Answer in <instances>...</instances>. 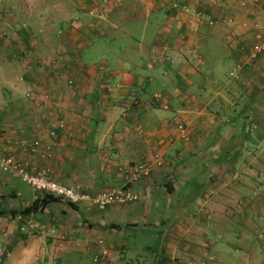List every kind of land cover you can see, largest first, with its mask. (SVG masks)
Returning <instances> with one entry per match:
<instances>
[{
    "label": "crops",
    "instance_id": "crops-1",
    "mask_svg": "<svg viewBox=\"0 0 264 264\" xmlns=\"http://www.w3.org/2000/svg\"><path fill=\"white\" fill-rule=\"evenodd\" d=\"M236 1L0 0V157L89 194L149 171L135 203L25 215L44 197L0 175V264H264V0Z\"/></svg>",
    "mask_w": 264,
    "mask_h": 264
},
{
    "label": "built area",
    "instance_id": "built-area-1",
    "mask_svg": "<svg viewBox=\"0 0 264 264\" xmlns=\"http://www.w3.org/2000/svg\"><path fill=\"white\" fill-rule=\"evenodd\" d=\"M245 6V4H242ZM258 43L255 44L250 53L251 59H256L258 55L264 53V34L257 36ZM241 71V67H235L230 73V77L236 78ZM57 80H63L62 76L57 75ZM67 86L72 84L71 81L66 82ZM182 137H186V131L179 127ZM162 162L159 160L157 166L160 167ZM15 173L20 182L31 190L39 193L42 197H50L63 202L70 206H78L81 203H87L97 210H104L112 205H127L135 203L139 200V196L133 190L134 184L145 179L149 175L146 164L139 162L131 166L126 172L127 178L122 186L103 190L95 194L85 192L79 186H65L55 182L47 170H28L16 163L12 157H0V175L7 173ZM236 215L240 216V207L236 209ZM30 230L36 227L28 225ZM99 252L93 255L92 261L95 264H124L119 256L112 250L107 248L103 240L97 241ZM201 264H206L204 261Z\"/></svg>",
    "mask_w": 264,
    "mask_h": 264
},
{
    "label": "rangeland",
    "instance_id": "rangeland-1",
    "mask_svg": "<svg viewBox=\"0 0 264 264\" xmlns=\"http://www.w3.org/2000/svg\"><path fill=\"white\" fill-rule=\"evenodd\" d=\"M221 1H223V0H216V4H220L221 3ZM237 2V1H236ZM237 4H238V6L241 8L240 10H245V9H247V7H246V4H245V2L243 1V0H238V2H237ZM242 4H245V6H242ZM242 8H244V9H242ZM259 24V23H258ZM258 24H256V25H258ZM260 26H261V24H260ZM264 26V25H263ZM252 27H255V25H252ZM251 45V44H250ZM250 55V54H249ZM244 58H246V56H244ZM245 60V59H244ZM247 60L249 61V60H251V58H250V56H248V54H247ZM263 60H264V56H262V57H258L257 59H254L253 61H251L250 63L252 64V66L250 67V70H249V74H254L255 75V73H256V69H258V67L260 66V64L263 62ZM262 61V62H261ZM231 66L232 65H229L228 66V68H227V71H226V73L225 72H223V71H218L219 72V74L217 75L218 77H220L221 79H223V78H226V80L229 78V73H228V71L231 69ZM237 67V66H236ZM215 68H221V70H223L222 69V67H215ZM235 68V67H234ZM233 68V69H234ZM220 70V69H219ZM241 71H242V67H241ZM0 76H2V74L0 75ZM58 76H59V73H58ZM253 76V75H252ZM237 77V76H236ZM231 79H234L233 77H230ZM229 78V79H230ZM8 82H2L1 80H0V91H1V89L2 88H6V84H7ZM9 84V83H8ZM66 84V83H65ZM251 84H255L254 82H250V85ZM10 85V84H9ZM67 85V84H66ZM235 211H236V209H235ZM140 233H142L143 234V236H149V237H152L151 236V233L149 232V231H145L144 229L142 230V232H140ZM115 250V249H114ZM114 252V251H113ZM117 253V252H116ZM120 254H122V260H124L125 261V263L127 264L128 263V261H129V259H130V257L128 256V257H126V255L124 256V250H121V253ZM133 254V253H132ZM119 255V254H118ZM137 258H139V260H140V258L141 257H137ZM137 258H131V259H134V260H136ZM144 260H148L149 261V258H141V261H142V263L141 264H146L145 262H144ZM123 262V261H122ZM144 262V263H143ZM124 263V262H123ZM124 263V264H125ZM89 264H91V263H89ZM226 264V263H225ZM229 264H231V262H229Z\"/></svg>",
    "mask_w": 264,
    "mask_h": 264
},
{
    "label": "trees",
    "instance_id": "trees-1",
    "mask_svg": "<svg viewBox=\"0 0 264 264\" xmlns=\"http://www.w3.org/2000/svg\"><path fill=\"white\" fill-rule=\"evenodd\" d=\"M48 199H49V200L58 201V200H56V199H52V198H50V197H44L42 200H40V201L35 202L34 204H32V206H31L30 208H28V209H24V210L22 211L21 214H23V215H25V214H29L31 210H35V209H37V207H38L39 205H45V203L47 202ZM12 214H14V212H12Z\"/></svg>",
    "mask_w": 264,
    "mask_h": 264
}]
</instances>
